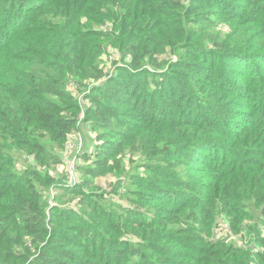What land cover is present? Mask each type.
I'll use <instances>...</instances> for the list:
<instances>
[{
	"label": "trees",
	"instance_id": "obj_1",
	"mask_svg": "<svg viewBox=\"0 0 264 264\" xmlns=\"http://www.w3.org/2000/svg\"><path fill=\"white\" fill-rule=\"evenodd\" d=\"M217 1L0 0V264H264V0ZM205 3L229 9L224 37L209 24L198 36ZM112 42L129 76L100 89L133 100L137 122L85 110L66 89L109 76ZM232 59L244 62L239 81ZM77 108L106 133L70 169ZM207 146V159L183 160ZM127 149L145 162L127 171ZM113 169L132 206L95 185ZM62 195L82 209L52 206ZM222 217L246 244L215 237Z\"/></svg>",
	"mask_w": 264,
	"mask_h": 264
},
{
	"label": "rangeland",
	"instance_id": "obj_2",
	"mask_svg": "<svg viewBox=\"0 0 264 264\" xmlns=\"http://www.w3.org/2000/svg\"><path fill=\"white\" fill-rule=\"evenodd\" d=\"M206 2L210 1V0H205ZM217 1V0H215ZM218 2V1H217ZM209 3H205L203 5L204 9L207 11V13H205L202 18H206L209 21V23L207 24H203L196 22L194 24L195 29L198 31V36L200 38H202V35L204 34V28L208 27V24L211 28H214V30H216L217 32H222V37H224L227 32H229V28L227 27V24L225 23L226 20V13H229V9L225 10L222 9L220 7H217L214 3L212 5V7H208ZM218 4V3H217ZM211 6V5H210ZM210 9V12H209ZM242 9L241 5L234 7L231 9V13H238L240 12V10ZM16 12V11H15ZM213 20L212 23H210ZM84 22V21H83ZM83 30H88L86 26H83L82 28ZM97 33V32H96ZM103 39V38H102ZM108 49L106 51L105 54L102 55V61H101V66L104 68V70H106L107 72H109V76L107 78H101L99 80H90V79H85L84 83L85 86L84 87H80V85H76V83H74V81L70 82L67 84L66 89L73 92L75 94V99L76 101H78V103H80L82 105V107L86 108H90L92 110V113L94 111L99 112L100 114H104V110L102 109V107H110V108H117L118 110V115L120 117V120L123 121H128V120H133V122H137L139 121L138 118L140 117V114L137 111V108L134 107L133 105V100L128 101V100H119L117 101V105H115V103H113L112 100H109L107 98H105L103 96V94H105V90L102 91L101 85L103 83L106 82V80H109L111 78H114L115 81L114 84L116 87L118 88H122L121 84H118L119 81H117L119 78L120 80H122L121 82L127 80V76H129V72H127L125 70V66L123 65H127V62L125 60H123V57L121 56L120 52L116 49L114 43H109L108 44ZM163 57L166 56H162L161 59H163ZM169 57V56H168ZM167 58V57H166ZM128 60V58H126ZM160 62H162V64H164V61L161 60ZM244 63L242 59H232V60H228V66L232 67L234 69H236V74L231 75L232 80H241L240 78V72L242 70L241 67H238L240 64ZM251 72L252 69H249ZM241 83H244V81H241ZM148 88H153L152 84L148 85ZM128 93V92H127ZM126 93V94H127ZM129 94V93H128ZM90 97V98H87ZM96 96L97 98H99V101L97 102L98 104H96V99L93 97ZM151 101V100H150ZM149 101V103H150ZM119 104V105H118ZM112 105V107H111ZM101 106V108L99 107ZM114 106V107H113ZM74 110V109H72ZM77 113L80 114L78 115V120L80 122V124H78V128L77 131L76 129H74L73 131L70 132L71 135V139L69 138L66 142V144L68 145V149L69 151L66 150V152L63 154V157L65 158V160L70 162V169L73 168L74 163H76V161H82L84 162V160H81L80 158H78L76 156L77 152H79L78 150L80 149H87L90 151H95L96 149L99 148V145L102 143L101 140H99L98 135L99 134H105L106 133V128H100V127H94L93 130L91 131V126L88 122L85 121V112L83 111L82 113L79 111V109L77 108ZM76 110H74L76 112ZM82 110V109H81ZM86 110V109H85ZM139 114V115H138ZM147 114L145 113L144 116H146ZM90 118L92 120H95L96 117L92 114H90ZM118 124L115 125V128L117 127ZM124 128V127H123ZM212 147L207 146L204 149H201L200 153H192V155L190 156V158H185L183 157V160H186V162H190L193 160L194 163H198L197 161H195L196 159L204 160L207 159L209 156V153L211 152ZM126 154V155H125ZM129 154L131 155L132 152L127 149V151L123 152L122 158H125V162H126V170L129 171L130 168L133 169V166H136L137 164H141L142 162H145V158L141 155V154H135L134 155V159L130 160L127 158V156H129ZM113 163H111L112 165L116 162L113 161V159L111 160ZM23 163V160L19 161V164ZM89 163V162H88ZM157 166H162L163 164L161 162H157L156 163ZM67 165L66 166H60V169H58L57 171L54 172V174H56L58 172L59 174V179H65L67 177ZM140 172H147L146 169L144 167H140ZM185 167H178L177 170L178 172H182V170H184ZM73 170L70 173V177H73V181L71 182H75L78 179V176H76L73 172ZM80 179V177H79ZM95 185H98L100 187V189L105 190L107 192H113V199H116L115 202L116 203H120L122 206H132V202L131 200L127 199L128 194H125V189L129 186L128 184H124V183H120L121 180H125L124 175L122 174V172L117 171L116 169L110 170V171H106L104 172V174L96 177L95 179ZM124 185L125 188L122 187V189H120L117 193L114 191L115 189V185ZM94 189V188H92ZM92 189H87L88 192H90L89 190ZM57 193L62 194V192L58 191ZM132 196V195H131ZM62 199V200H60ZM144 200V199H143ZM80 201L79 197H74L71 195H68V197L66 196L64 198V195L61 196V198H53L51 199V203L52 206L59 204V205H63V206H69V207H73L76 209H82V206H80V204L78 203ZM134 205V203H133ZM254 209V208H253ZM260 212V211H259ZM227 218H220L219 222H218V226H217V234L215 235V237L218 236H228V240L230 242H233L234 244H243V243H247L248 238L247 236H244L243 233L240 234H236L232 228L230 227L229 222L226 220ZM250 221L249 219H246V221L244 222H248ZM262 224H264V217L261 219ZM264 232V231H263ZM245 233V231H244ZM246 234V233H245ZM211 238V237H209ZM133 241L137 242V240L135 238L132 239ZM184 249L186 250V252H189L190 254H197V250L196 249H189L184 247Z\"/></svg>",
	"mask_w": 264,
	"mask_h": 264
},
{
	"label": "built area",
	"instance_id": "obj_3",
	"mask_svg": "<svg viewBox=\"0 0 264 264\" xmlns=\"http://www.w3.org/2000/svg\"><path fill=\"white\" fill-rule=\"evenodd\" d=\"M72 174H73V172H72ZM73 177H74V176H73ZM73 177L71 176L72 181H73Z\"/></svg>",
	"mask_w": 264,
	"mask_h": 264
}]
</instances>
